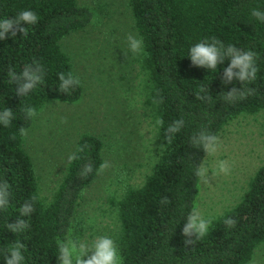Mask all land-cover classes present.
<instances>
[{
	"label": "trees",
	"instance_id": "obj_1",
	"mask_svg": "<svg viewBox=\"0 0 264 264\" xmlns=\"http://www.w3.org/2000/svg\"><path fill=\"white\" fill-rule=\"evenodd\" d=\"M127 1L135 30L143 38L140 62L147 81L144 103L153 121L162 118L164 125L155 127L154 152L144 181L117 194V227L112 232L105 229L101 235L114 239L123 264H249L255 249L264 244V165L254 172L239 201L213 216L203 239L185 246L182 228L198 194L200 178L194 169L206 156L202 147H192V135L203 129L218 136L231 119L264 111V22L251 16L253 8L264 11V0ZM25 9L38 16L35 25L27 26V36L9 34L0 40V110L10 108L15 117L7 128L0 124V180L8 181L11 192L7 210H0V264H5L3 254L16 240L25 245L23 264H58L55 241L74 238L75 231L83 229L77 227L75 218L84 190L104 162V143L96 135L80 134L73 153L84 144L88 149L79 154L80 159L67 163L55 189L45 198L26 149L27 135L19 134L21 127L30 128L34 118L25 120L20 108L32 105L38 116L55 102L71 104L81 98V85L69 94L58 90L57 74L74 73L61 41L88 25L93 13L77 0H0V19L14 18ZM211 37L257 53V78L245 85L254 90L252 95L233 104L223 100V92L243 86L235 79L222 84L227 60L215 70L191 64L190 47ZM33 60L45 68L44 83L19 97L7 71L12 67L19 72ZM201 86L207 89L210 100L196 98ZM153 98L162 99V103L153 104ZM180 117L185 119V126L169 143L165 130ZM13 135L15 140L10 139ZM85 164H91L93 171L83 176ZM32 195L37 196L35 210L28 217H20V205ZM164 197L167 204L160 202ZM18 217L29 221L30 228L15 234L6 224ZM226 217L236 219L234 228L225 226Z\"/></svg>",
	"mask_w": 264,
	"mask_h": 264
},
{
	"label": "rangeland",
	"instance_id": "obj_2",
	"mask_svg": "<svg viewBox=\"0 0 264 264\" xmlns=\"http://www.w3.org/2000/svg\"><path fill=\"white\" fill-rule=\"evenodd\" d=\"M77 2L89 7L93 17L61 44L81 81L82 96L71 104L55 102L35 117L27 130L26 149L39 178L40 193L48 198L64 173L78 136L90 133L102 139L103 158L111 166L84 190L75 218L77 227L83 229L75 231L73 239L91 241L105 229L117 227V194L144 181L156 129L144 103L147 81L141 54H133L126 42L128 34L138 35L128 1ZM218 137V151L206 154L203 160L208 178H200L194 204L205 218L237 203L254 172L264 165V111L231 119ZM221 160L228 161L230 173L213 175ZM249 264H264V244L255 249Z\"/></svg>",
	"mask_w": 264,
	"mask_h": 264
},
{
	"label": "clouds",
	"instance_id": "obj_3",
	"mask_svg": "<svg viewBox=\"0 0 264 264\" xmlns=\"http://www.w3.org/2000/svg\"><path fill=\"white\" fill-rule=\"evenodd\" d=\"M251 16L264 22V11L257 8L251 10ZM38 22L37 14L32 10H21L14 18L0 19V40L8 38V35L27 36L29 25H35ZM128 49L136 55L143 53V38L138 35L128 34L126 37ZM188 58L191 64L196 67L206 68L208 70L217 69L218 65L228 61L227 66L223 69L221 82L224 85H228L235 79L242 83L241 88L233 86L229 91L223 92V100L227 104H233L239 100L245 99L247 96L253 94L252 88L245 87L246 84L251 83L257 78L259 68L257 66V53L252 50H243L237 48L233 44L225 45L222 41L216 37L203 39L193 44L188 51ZM9 83H15L17 85L16 95L19 97L27 96L38 84L44 83L45 68L44 66L33 60L30 64H25L19 72L14 68L9 67L7 71ZM58 76V90L63 93H70L76 87L81 85L80 79L72 72L68 71L59 72ZM204 93L205 95H200ZM196 98L199 100H210L211 97L207 96V89L203 86L200 87L196 94ZM153 104L159 105L162 103V99L153 98ZM20 112L25 120L31 121L37 116V109L29 104H24L20 108ZM13 110L10 108H4L0 110V124L5 128L11 125L14 119ZM164 120L162 118H156L154 127H162ZM185 126V119L180 117L173 120L165 130V140L171 142L173 136L181 131ZM21 136L27 135V129L21 127L19 129ZM10 139L15 140L16 136L13 135ZM192 147H202L207 156L214 155L220 147V139L216 134L210 133L201 129L198 133H195L190 138ZM88 145L77 148L76 152L68 156V162L80 159V153H83L88 149ZM111 165L104 161L99 165L96 170L97 174L108 169ZM218 173L228 175L230 173V165L228 161L221 160L217 164ZM93 168L91 164H85L81 175L86 176L92 173ZM208 169L204 167V164L195 166L194 175L198 178L207 180ZM10 184L8 181L0 180V210H7L10 203ZM37 202V196L32 195L25 200L19 207L20 217H28L35 210L34 205ZM162 204H167L169 201L167 197H164L160 201ZM213 217L205 218L198 208L193 207L185 218V223L182 228V235L185 238L183 243L185 246L192 245L195 241L203 239L207 233L210 225L213 222ZM224 224L227 228H234L237 224L236 219L226 217ZM6 228L12 233L19 234L30 228V222L17 218L14 223H7ZM57 262L58 264H123V258L119 252L118 246L113 238L108 235L97 236L91 241L73 239L71 237H65L64 239L57 238ZM25 248L24 243L20 240H16L6 249L3 254L5 264H23L24 256L22 250Z\"/></svg>",
	"mask_w": 264,
	"mask_h": 264
}]
</instances>
